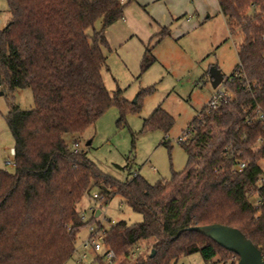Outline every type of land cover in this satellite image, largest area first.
I'll use <instances>...</instances> for the list:
<instances>
[{
  "label": "trees",
  "instance_id": "1",
  "mask_svg": "<svg viewBox=\"0 0 264 264\" xmlns=\"http://www.w3.org/2000/svg\"><path fill=\"white\" fill-rule=\"evenodd\" d=\"M134 1L5 0L0 88L29 89L33 108L22 111L12 103L6 116L14 173L0 171V264H65L78 232L93 223L116 260L144 244L135 264H177L193 254L203 264H237L235 254L189 230L213 224L239 230L264 259V184H257L264 127L255 120L257 107L264 114V0H216L229 36L240 37L238 65L223 78L235 98L215 110L203 107L188 124L190 134L180 143L187 155L182 172L155 184L137 173L119 182L103 175L76 140L66 142L109 107L123 113L129 107L120 90L110 94L104 86L101 48L107 45L104 29ZM98 20L102 29L89 36ZM149 64L145 57L144 67ZM172 126L173 118L158 107L142 129L167 133ZM240 160L246 167L236 173ZM91 188L98 189L100 205L120 196L142 221L104 229L93 217L83 220L78 205Z\"/></svg>",
  "mask_w": 264,
  "mask_h": 264
},
{
  "label": "rangeland",
  "instance_id": "2",
  "mask_svg": "<svg viewBox=\"0 0 264 264\" xmlns=\"http://www.w3.org/2000/svg\"><path fill=\"white\" fill-rule=\"evenodd\" d=\"M8 20L7 4L0 0V28ZM101 29L98 20L87 33L92 36ZM164 29L167 34H162ZM104 37L107 45L101 48L106 58L102 81L110 94L120 90L129 107L124 113L115 105L109 107L94 126L78 136H66L65 140L69 145L76 140L78 149L96 168L116 181L124 182L134 173L150 184L169 181L187 164L178 138L217 88L210 85L209 70L217 68L224 79L235 71L240 37L229 36L216 0H135L125 5L121 19L104 29ZM145 57L150 61L146 68ZM12 103L22 111L31 110L30 90L9 92L0 88V171L10 174L14 173V139L6 116ZM136 106L138 109L132 111L131 107ZM158 107L173 118L172 128L167 133L160 129L144 131L143 121ZM164 139L167 145L163 144ZM97 193V188H91L78 205L85 221L93 217V208L101 211L95 221L104 229L119 221L128 225L142 221L141 215L131 211L120 196L103 206L92 199ZM89 235V226L81 229L75 249ZM141 248L145 252L144 244ZM86 252L84 264H97L94 254L89 249ZM78 256L74 253L65 264H76ZM135 259L130 255L111 264H135ZM177 264L203 261L199 254H193Z\"/></svg>",
  "mask_w": 264,
  "mask_h": 264
},
{
  "label": "built area",
  "instance_id": "3",
  "mask_svg": "<svg viewBox=\"0 0 264 264\" xmlns=\"http://www.w3.org/2000/svg\"><path fill=\"white\" fill-rule=\"evenodd\" d=\"M235 98V93L227 86L225 85V82L223 81L220 85L217 86V88L213 91V93L210 95L208 101L205 104V108L207 111L215 110L219 104L227 103ZM255 120L260 123L264 127V114L260 111V109L255 110ZM190 134V129H185L183 132V135L178 138V143H184L187 136ZM13 153V152H12ZM246 165L243 161H238V163L234 166V172L241 173L245 169ZM258 185L264 184V166H262V173L260 174L258 180ZM93 200L97 201L100 199L98 194H94L92 197ZM254 204H257V200L253 197H251ZM93 208V212H94ZM83 220L84 216L81 217ZM101 224V223H100ZM102 226V225H101ZM89 232L90 236L84 241L83 247L90 249L94 253H99L98 258L101 259L102 264H111L116 259L114 257L113 252L110 249H106L102 245V239H103V233L97 232L96 226H89ZM76 252V250H75ZM140 252V247H135L132 249L131 255L138 257ZM85 258V255H82L80 259H78L77 264H84L83 260Z\"/></svg>",
  "mask_w": 264,
  "mask_h": 264
},
{
  "label": "water",
  "instance_id": "4",
  "mask_svg": "<svg viewBox=\"0 0 264 264\" xmlns=\"http://www.w3.org/2000/svg\"><path fill=\"white\" fill-rule=\"evenodd\" d=\"M209 80L212 88H216L223 82V76L217 68L213 67L209 70ZM100 214V210H94L93 218H98ZM189 230L205 236L221 248L235 254L238 257L237 264H264L260 251L235 228L213 224ZM153 254L154 251L151 252V256Z\"/></svg>",
  "mask_w": 264,
  "mask_h": 264
},
{
  "label": "crops",
  "instance_id": "5",
  "mask_svg": "<svg viewBox=\"0 0 264 264\" xmlns=\"http://www.w3.org/2000/svg\"><path fill=\"white\" fill-rule=\"evenodd\" d=\"M217 7H218V5H217ZM218 13H219V10H218ZM224 20V19H223ZM13 152V151H12ZM90 236V235H89ZM88 236V237H89ZM84 243V242H83ZM83 243H81V245H80V248H81V250H79V249H76V252L75 253H77L79 256H78V258H76V260L78 261V259H80V257L82 256V255H85V258L87 257V249L88 248H84L83 247ZM140 247V250H142V248H141V245L139 246ZM84 249V250H83ZM90 250V249H89ZM91 251V250H90ZM143 251V250H142ZM92 252V251H91ZM93 254H94V261L97 263V264H102L101 262H99L98 260H97V257L99 256V253H94V252H92ZM85 258H84V260H85ZM84 260H83V262H84ZM77 261H76V264H77Z\"/></svg>",
  "mask_w": 264,
  "mask_h": 264
}]
</instances>
